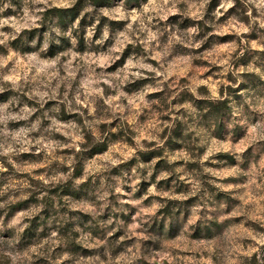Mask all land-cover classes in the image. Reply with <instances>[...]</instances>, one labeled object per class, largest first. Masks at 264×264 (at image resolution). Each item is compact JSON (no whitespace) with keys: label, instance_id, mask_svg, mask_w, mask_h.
<instances>
[{"label":"rangeland","instance_id":"374dc122","mask_svg":"<svg viewBox=\"0 0 264 264\" xmlns=\"http://www.w3.org/2000/svg\"><path fill=\"white\" fill-rule=\"evenodd\" d=\"M0 264H264V0H0Z\"/></svg>","mask_w":264,"mask_h":264},{"label":"trees","instance_id":"16d2710c","mask_svg":"<svg viewBox=\"0 0 264 264\" xmlns=\"http://www.w3.org/2000/svg\"><path fill=\"white\" fill-rule=\"evenodd\" d=\"M129 3H136L137 0H127ZM82 2V1H80ZM109 0H91V3L95 6H102L105 5L106 3H108ZM11 3L18 4L19 0H11ZM79 6H73L70 8H66V9H61V8H53L52 10H48L47 14H53L55 16V20L56 22H58V24L60 25H65L66 21L69 20H73L75 19L79 14V11L81 10L82 4L79 3ZM36 30L34 31H28L25 30L23 31V33L21 34V37H25V34L28 35V38L35 33ZM23 42L22 38H17L16 40L12 41L10 45H12L15 49H21V50H27L29 49L28 46H23L21 43ZM22 45V46H21ZM22 47V48H20ZM206 109H207V113L209 114V118L210 119H214L215 122L219 121L220 118L225 115L227 113V111L230 109L227 106V103L225 102V100H218L216 102H208L206 105ZM220 126V125H218ZM106 143H102L101 146L91 149L90 153L88 154L87 157H91L92 155H96L98 153H101L103 151L106 150ZM62 191H67L66 194H70L71 191L69 189H67V187L65 186V189ZM13 211H19L21 208H19V205L16 207L12 208Z\"/></svg>","mask_w":264,"mask_h":264}]
</instances>
